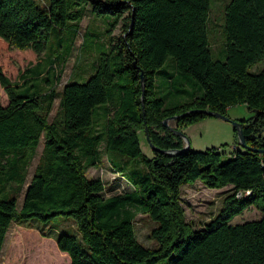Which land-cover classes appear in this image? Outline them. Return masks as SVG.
<instances>
[{"label": "trees", "instance_id": "16d2710c", "mask_svg": "<svg viewBox=\"0 0 264 264\" xmlns=\"http://www.w3.org/2000/svg\"><path fill=\"white\" fill-rule=\"evenodd\" d=\"M87 5L109 18L107 45L91 66L93 75L83 83L69 80L58 92ZM208 11L209 0H0L1 42L36 58L19 83L0 65L8 100L0 106V252L13 223L37 230L29 221L64 217L73 220L80 240L37 231L55 240L69 264H264V68L247 71L264 59V0L224 6L223 62L211 57ZM118 23L122 34L115 38ZM157 74L186 85L178 92L190 101L167 107L156 96ZM55 100L58 109L49 120ZM238 105L254 114L236 120L252 150H236L229 159L214 148L181 151L183 139L163 126L191 110L227 116ZM204 116L187 114L173 128L181 131ZM145 127L155 147L151 157L140 148ZM41 137L43 149L27 184ZM100 145L133 159L125 167L113 163L114 183L126 179L132 190L107 195L99 177L86 175L101 161ZM196 181L208 189L230 187L218 213L199 229L186 221L180 198L181 186ZM250 207L260 219L231 224ZM137 213L156 223L149 238L157 248L138 241Z\"/></svg>", "mask_w": 264, "mask_h": 264}, {"label": "rangeland", "instance_id": "374dc122", "mask_svg": "<svg viewBox=\"0 0 264 264\" xmlns=\"http://www.w3.org/2000/svg\"><path fill=\"white\" fill-rule=\"evenodd\" d=\"M229 1L209 0V11L206 22L207 40L211 57L213 60L221 62L225 61L226 43L223 32L224 6ZM108 22V17L94 15L90 10V6L87 5L84 18L80 22L77 40L75 41L70 57L67 59L61 71L59 82L56 84L58 92L62 90V87L69 80L83 83L93 75L95 70L91 66L93 62L99 59L107 45L105 31L108 29ZM87 28H89L88 35L86 36L85 45L81 51L82 35ZM111 34L115 38L122 34L120 23L112 29ZM53 40L54 35H51L49 45H51ZM35 60V55L32 52L9 49L0 40V65L3 73L12 83L21 82L20 78H22L21 75L25 68L33 64ZM170 61L171 58L168 57L165 64ZM263 68L264 59L249 66L247 71L254 73ZM155 86L156 96L163 98L167 107L182 105L190 101L187 94L178 92L187 87L181 81L170 83L166 75L157 74L155 76ZM7 102V97L0 87V106H5ZM58 102L59 100H55L49 120L54 118L58 109ZM226 114L227 117L235 121L246 120L254 115L244 105L231 107L227 110ZM168 125L175 127L174 121H169ZM97 130L100 131L101 129L97 127ZM233 130L231 122L205 115L200 120L184 127L181 132L185 136V139H183L184 143L186 144L187 140L189 142V148L192 151H204L214 148L219 153H223V158L229 159L234 151H242L243 149L238 136ZM43 145L44 140L41 137L36 154L28 168L27 184L32 178ZM140 148L144 155L148 157L152 156L151 148L142 133H140ZM99 152L101 156L100 163L97 164V167H89L86 175L90 178L99 177L105 183L107 195H116L132 190V186L126 179H120V184L114 183L117 174H115L116 171L114 170L113 163L117 162L123 166L126 160L133 162V159H129L116 152H108L109 155L103 145H100ZM229 190L230 187L208 189L199 181L181 186L180 198L186 221L190 222L195 229L202 227L204 223L208 222L218 213L222 196L228 193ZM22 197L19 199V204L22 201ZM260 217V212L250 207L235 216L231 220V224L257 220ZM29 222L37 230L46 234L50 233L53 237L69 235L74 236L77 241L80 240V235L71 218L55 217L45 223L38 220H31ZM154 227H156V223L151 221L146 215L141 213L135 215V234L138 241L145 248H157L156 242L149 238V233ZM8 232L0 257V264H69L68 255L61 253L51 239L44 238L47 237L44 234H38L33 230L18 229L15 224L9 228ZM157 264H168V259H163Z\"/></svg>", "mask_w": 264, "mask_h": 264}, {"label": "water", "instance_id": "95a60500", "mask_svg": "<svg viewBox=\"0 0 264 264\" xmlns=\"http://www.w3.org/2000/svg\"><path fill=\"white\" fill-rule=\"evenodd\" d=\"M143 98H144V94L142 93L141 99L143 100ZM190 113H202V114H204V115H206V116H213V117H216V118H219V119H222V120H225V121H229V122H231L232 125H233V128L235 129L236 135H237L238 138H239V141H240V144L242 145V147H243V148H247L248 150H252V148L247 147L246 144H245V139H244L243 134H242V128H241V124H240V122L235 121V120H231L229 117H227V116H225V115H222V114H219V113H214V112L209 111V110L195 109V110H191V111L185 112V113L180 114V115H176V116L170 117V118H168V119H166V120L163 121V126H164L165 128H167L169 131L173 132L175 135L181 137L182 139H185L184 134H183L181 131L176 130V129L173 128V127H170V126L168 125V122H169V121H175V120H177L178 118H180V117H184L185 115L190 114ZM144 133H145V138H146V140H147V142H148L150 148H151L152 150H154L155 147H154V146L152 145V143L150 142V138H149V136H148V130H147L146 127L144 128ZM262 133L264 134V129L262 130ZM262 133H259L257 137L260 138L261 135H262ZM188 148H189V142L186 140V144H185V146L181 149V151H185V150H187ZM260 152H261V153H264V150H261Z\"/></svg>", "mask_w": 264, "mask_h": 264}, {"label": "crops", "instance_id": "0c3cea01", "mask_svg": "<svg viewBox=\"0 0 264 264\" xmlns=\"http://www.w3.org/2000/svg\"><path fill=\"white\" fill-rule=\"evenodd\" d=\"M13 224H15V223H13ZM12 224V225H13ZM11 225V226H12ZM15 226H17V228L18 229H26V230H33V231H35V232H37L38 234H41L39 231H37V230H35V229H27V228H24V227H22V226H19V225H17V224H15ZM9 230V229H8ZM8 231H7V233H6V236H5V239H4V243H3V246H2V249H1V252H0V257H1V255H2V252H3V249H4V245H5V241H6V238H7V235H8ZM44 238H46V239H51L53 242H54V244L56 245V243H55V240L53 239V238H49V237H44ZM65 255V254H64Z\"/></svg>", "mask_w": 264, "mask_h": 264}]
</instances>
